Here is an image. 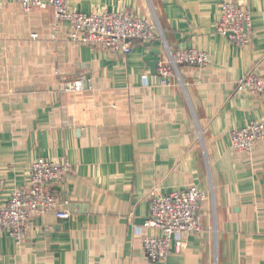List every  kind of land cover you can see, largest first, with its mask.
Masks as SVG:
<instances>
[{
    "label": "crops",
    "instance_id": "0c3cea01",
    "mask_svg": "<svg viewBox=\"0 0 264 264\" xmlns=\"http://www.w3.org/2000/svg\"><path fill=\"white\" fill-rule=\"evenodd\" d=\"M252 14L246 47L217 31L222 4ZM82 13L128 12L160 24L173 51L210 55L204 68L181 65L172 85L159 63L168 58L157 37L130 53L69 39L54 30L52 6L26 12L0 0V200L28 189L43 157L69 162L54 185L57 208L33 214L22 242L0 227V264H264V141L251 153L231 148V133L264 118V94L238 88L249 71L264 74V0H69ZM35 35V36H34ZM90 78L92 87L60 92ZM196 185L202 232L176 241L166 260L150 261L143 226L152 193Z\"/></svg>",
    "mask_w": 264,
    "mask_h": 264
},
{
    "label": "built area",
    "instance_id": "2783aa9c",
    "mask_svg": "<svg viewBox=\"0 0 264 264\" xmlns=\"http://www.w3.org/2000/svg\"><path fill=\"white\" fill-rule=\"evenodd\" d=\"M29 12L33 8L52 6L55 10L54 30L58 32L63 22L71 26L69 39L73 42L102 47L112 52L130 53L133 43H149L157 37L166 44L168 58L159 63V74L165 85H172L171 78L179 75L181 65L187 64L204 68L210 64V55L198 49L173 51L164 38L163 30L156 20L151 22L128 12L82 13L69 9V0H15ZM217 31L233 43L246 47L252 37V14L248 8L233 1L222 4L221 17ZM35 36V35H34ZM92 87L90 78H73L62 83L59 91L77 93ZM240 90L264 94V74L249 71L238 81ZM258 140L264 141V118L254 120L244 128L231 133V148L236 153H251ZM69 162H56L40 157L31 168V184L28 189L12 192L5 203L0 200V227L7 228L11 235L22 242L28 231L29 220L33 214L55 212L62 219L68 212L57 208L54 185L70 174ZM3 181L0 179V190ZM213 198V192H206L196 185L168 194L152 193L150 213L143 223L147 229H155L159 235H147L143 246L147 258L152 262L166 260L171 253L172 243L176 241L177 251L185 244V237L202 232L200 209L202 203Z\"/></svg>",
    "mask_w": 264,
    "mask_h": 264
}]
</instances>
